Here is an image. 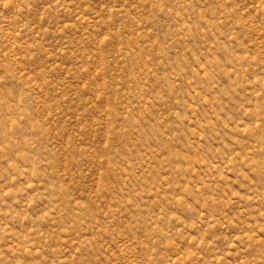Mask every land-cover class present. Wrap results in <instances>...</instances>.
<instances>
[{
	"label": "rangeland",
	"instance_id": "rangeland-1",
	"mask_svg": "<svg viewBox=\"0 0 264 264\" xmlns=\"http://www.w3.org/2000/svg\"><path fill=\"white\" fill-rule=\"evenodd\" d=\"M0 264H264V0H0Z\"/></svg>",
	"mask_w": 264,
	"mask_h": 264
}]
</instances>
